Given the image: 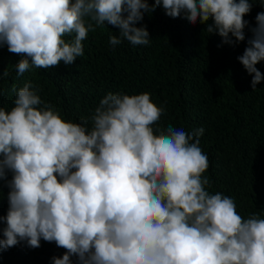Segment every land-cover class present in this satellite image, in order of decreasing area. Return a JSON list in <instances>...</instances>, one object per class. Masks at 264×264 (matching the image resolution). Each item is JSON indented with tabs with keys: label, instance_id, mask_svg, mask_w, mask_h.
<instances>
[{
	"label": "clouds",
	"instance_id": "1",
	"mask_svg": "<svg viewBox=\"0 0 264 264\" xmlns=\"http://www.w3.org/2000/svg\"><path fill=\"white\" fill-rule=\"evenodd\" d=\"M161 5L169 17L206 24L225 44L233 43L229 34L245 40L252 8L249 0H0V46L21 56L17 76L72 65L89 31L105 23L119 29L111 46L148 45L146 26L137 24ZM255 19L238 57L253 90L264 79L256 68L264 12ZM12 91L14 107L0 108V181L9 189L0 250L44 240L66 250L52 264L74 256L78 264H264V219H245L232 198L206 190L202 127L154 131L163 109L150 94L108 93L89 130L65 121L30 81Z\"/></svg>",
	"mask_w": 264,
	"mask_h": 264
},
{
	"label": "trees",
	"instance_id": "2",
	"mask_svg": "<svg viewBox=\"0 0 264 264\" xmlns=\"http://www.w3.org/2000/svg\"><path fill=\"white\" fill-rule=\"evenodd\" d=\"M154 2L148 0L150 6ZM249 3L245 40L238 43L231 34L233 43H223L217 33L205 31L206 24L198 20L193 25L183 13L179 18L169 17L161 5L145 13L137 24L146 26L148 45L133 46L122 40L111 46L109 37H119V29L105 23L89 31L82 41L84 55L72 65L33 66L17 76L15 66L21 56L2 45L0 108L10 111L16 96L13 87L18 90L30 81L42 101L51 104L65 121L84 124L90 130L91 117L106 94L148 93L163 109L154 131L169 125L187 133L204 129L199 146L208 157L209 167L203 174L209 181L206 190L232 198L243 218L256 214L264 219V79L253 90V77L238 59L248 47L256 15L264 12V0ZM256 68L264 76V60ZM4 71L10 75L3 77ZM8 191L6 182L0 181V216L8 211ZM5 226L0 222V239ZM40 245L32 249L21 242L0 250V264H52L53 256L62 257L66 251L55 242L41 240ZM71 259L78 264L75 256Z\"/></svg>",
	"mask_w": 264,
	"mask_h": 264
}]
</instances>
